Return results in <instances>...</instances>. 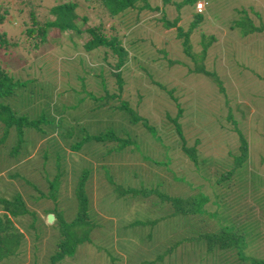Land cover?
I'll use <instances>...</instances> for the list:
<instances>
[{"label": "rangeland", "instance_id": "374dc122", "mask_svg": "<svg viewBox=\"0 0 264 264\" xmlns=\"http://www.w3.org/2000/svg\"><path fill=\"white\" fill-rule=\"evenodd\" d=\"M23 1L25 4H19L21 0H0L9 10L6 20L0 24V34L5 33L9 43L26 38L23 33L26 27L22 22L26 20L30 9L36 13L39 23L43 24L54 19L49 9L65 2L76 4V26L82 33L77 36L70 32L50 30L43 42L29 38L28 42L22 41L16 48L0 46V67L25 82V89L15 90V96L6 100L13 112L16 115L28 114L29 120L42 112L60 121L56 128L53 127L57 131L46 136L24 128L23 137L28 143L25 159L7 163L5 154L0 150V164L3 165L0 167V198L11 200L18 193L35 218L33 221L31 215H24L14 220L15 226L23 234L19 264H48L50 254L55 250L57 231L50 229L46 216L56 208L62 212L65 220H72L75 201L71 198L72 176L69 173L72 166L79 173L88 167V163L92 170L90 187L86 192L89 196V213L96 226L89 235L91 242L78 248L79 259L83 260L74 262L75 259H65L62 264H106L104 249L121 257L117 264H139L143 260H152L155 247L179 234L181 223L165 221L157 224L151 230L149 241L145 239L148 227L128 228L127 224L133 219L154 216L148 215L146 209L140 212L138 203L116 197L113 194L114 186L109 185L101 173L103 167L111 174L114 185L122 188H139L140 183L148 187L163 178L170 185H161L160 188L174 195L185 196L198 190L212 194L213 198L207 205L212 207L215 196L209 190V185L213 179L208 182L201 176L205 173L212 176L218 168L215 162L225 163L230 158L228 153L236 152L235 127L251 138L249 148L252 166L241 173L240 181L232 178L217 191V200L226 206L222 208L224 210H219V214L223 218L229 216L228 221L245 231V256L248 259L264 258V0H197L204 4V13L203 22L191 36L192 48L196 55L201 54L202 48L198 43L200 34L218 39L206 52L203 64L219 77L223 94L219 92L218 84L211 79L188 73L194 64L182 52L175 37V29L161 30L158 21L145 12L140 17L131 14L125 23L123 19L119 20L120 23L118 20H106L103 27L107 29L113 24L119 27L118 36L130 52L121 68L124 92L120 100H109L103 109L97 107L100 104L98 99L106 94H117V86L109 68V63L115 65L117 57L109 48L87 49L83 46L89 38L86 29L94 28L105 20L97 9L98 3L87 0ZM149 1L164 7L167 16L172 19L177 15L176 6L184 0H169L168 5H164L161 0ZM18 9L21 11L18 12ZM250 10L258 12L260 18H252ZM179 14L182 16L179 25L187 31L195 9L184 5ZM247 14L256 27L263 28L261 32L244 35L241 28L231 26L232 23L243 22ZM82 17H86L87 21L84 22ZM104 34L113 35L109 31ZM35 44L37 46L33 47ZM172 89L177 99L175 103H179L182 109L178 122L186 146L195 145L199 152L198 162L210 158L214 162L213 165H203L207 166L204 172L196 171L179 150H166L151 140L144 141V144L147 143L145 147L140 145V153L129 146L119 153L104 155L107 149L99 144L91 142L79 152H72L69 146L74 141L59 138L60 133L71 126L75 137L80 136L76 135L79 133L75 134L78 131L92 135L107 130L122 137L127 128L126 114L112 110V107L125 100L151 127L156 129L157 126L164 145L171 146L165 135L171 134L173 139L176 138L166 121V116L173 119L177 114L176 104L167 93ZM228 111L236 125L229 122ZM44 126L48 124H41L42 129H45ZM2 128L0 124V136ZM106 147L110 149L111 145ZM45 151L48 153L45 170L36 169L30 173L28 163L33 161L37 164L39 158L36 155ZM56 154L63 157L61 163L68 172V183L62 184L60 196L58 194L54 200L45 196L49 193L47 183L55 175L53 166ZM166 155L170 156V164L166 163ZM142 156L150 157L153 162H147ZM172 176L193 182V188L198 190L190 191ZM25 181L30 184L27 185ZM41 194L44 195L42 198ZM32 223H35L34 231L29 227ZM129 255L133 257L128 259ZM199 256L197 248L188 245L167 257V262L240 264L233 253L219 255L216 258L218 262L207 263H199ZM90 258L92 262L87 261ZM0 264L8 262L5 260Z\"/></svg>", "mask_w": 264, "mask_h": 264}, {"label": "trees", "instance_id": "16d2710c", "mask_svg": "<svg viewBox=\"0 0 264 264\" xmlns=\"http://www.w3.org/2000/svg\"><path fill=\"white\" fill-rule=\"evenodd\" d=\"M98 3L97 9L101 11L105 20L97 25L94 28H87L86 33L88 34V41L83 44L87 49L97 48H109L111 52L116 55V63L112 66L109 63V68H111L110 74L115 80L116 92L117 94L104 95L99 98L100 104L98 108L103 109L104 105L109 102V100H115L118 98L120 100L124 92V81L122 80V71L121 68L126 62L128 51L125 46L122 45V41L118 36V28L115 24L109 26V28H104L103 23L106 20H125L135 14L138 17L145 12L154 17L161 25V30L168 31L175 29L176 40L179 41V46L182 49V52L190 58L191 62L194 64V68L188 73L191 74H201L208 79H211L214 83L218 84L219 92L223 94V85L219 77L216 75L214 70L206 69L203 64V58L208 51V49L213 45V43L218 40L216 37L204 36L200 34L199 37V46H201V54L196 55L193 51L191 44V36L200 24L203 22V13H198L196 11L197 0H184L183 3L176 6L177 15L176 17L170 19L164 7L159 6L158 3H150L149 0H87ZM164 5H168L169 0H161ZM19 4H25L23 0ZM189 5L195 9V14L191 20L190 25L188 26L187 31H184L181 25V17L179 11L183 6ZM75 3L65 2L58 4L49 9V13L54 16V19L51 21H46L43 24H40L36 18V13L30 8V12L26 16V20L22 22L24 29L23 33L26 35L25 39L21 38L20 42L16 41L9 43L5 38L6 34H0V46L2 48H8L13 46L16 48L21 45L22 41L28 42L27 39L35 38L40 42L46 40L47 34L50 30H57L59 32H70L79 36L82 31L76 26L77 16L75 14ZM0 24L6 20V16L9 13L7 7L3 6L0 3ZM21 9H18L20 12ZM252 18H260L258 12L250 10ZM136 16V17H137ZM158 17V18H157ZM84 22L87 21L86 17H82ZM243 22L232 23V27L241 28L244 35L254 34L256 32H261L263 28L256 27L252 22V19L245 15ZM120 23V22H119ZM205 25V24H204ZM251 25V27H250ZM112 32L113 35L106 36L105 32ZM37 46L35 44L33 47ZM21 47V46H20ZM124 48V49H123ZM164 55L165 52L161 51ZM106 53V52H105ZM201 57V58H200ZM170 64V63H169ZM25 89V82L20 81L16 76L10 75L6 70H3L0 67V124L3 126L1 136H0V150L5 154L8 162L12 163L17 160L26 158V151L28 148V143L23 137L24 128L31 129L34 133H43V136L57 131L55 129L56 125L60 122L56 120L50 114H42L40 112L38 117H33V120L28 119V114L16 115L13 112L12 106L6 101L7 99L15 96V90ZM23 91V90H22ZM173 91H167L171 100L175 103L177 99L173 96ZM26 101L28 100L25 98ZM177 107L176 116L171 119L169 116H166V121L168 126L175 132L176 138L173 139V135H165V138L168 139L172 144L171 146L166 147L164 145V140L160 137V131L158 127H151L148 122L144 120L143 117L139 116L135 108L131 107L130 103L125 100H121L118 105L112 107V110H119L126 114V126L123 128L126 133L121 137L116 135L112 130H107L105 132H100L97 134H87L86 131H78L76 135L79 137L73 136L72 127H68L66 130L60 133V137L64 140H73V144L69 146V149L72 152H79L82 148L89 143L93 142L99 144L102 148H106L107 152L104 150V155H109L110 152L119 153L126 147L132 146L139 153L141 152L140 145L143 147L147 146V143L144 144V141L151 140V142H156L159 144V147H163L169 151H178L183 154L186 160L195 167V170L198 172H204L207 166L205 164L213 165L214 162L210 158L209 160H203L198 162L199 152L195 148V145L187 147L185 139L182 134V128L179 124V119L181 118L182 109L179 103H175ZM42 110V109H41ZM99 110V109H98ZM229 114V122L233 125H236L235 122H232L231 113ZM142 122V123H141ZM48 124L44 126L45 129H42L41 124ZM163 125V124H162ZM161 125V126H162ZM53 127H55L53 129ZM50 129V132L48 130ZM235 135L237 137L238 147L236 152L233 154L228 153L230 156L229 160L225 163L215 162L218 164V168L212 174V176L205 173L202 179L213 182L209 185V190L214 193L215 199L212 201V207H208L209 200L213 198V195H208L207 193L201 192L198 189L193 188V182L186 181L185 178L181 179L180 177L172 176L176 178V182L180 183L183 186L189 188L190 191L198 192L194 194H189L185 196L174 195L170 191H164L160 188L161 185H170L169 181H165L163 178L158 180V183L155 185L145 186L143 183H140L139 188H122L121 186L114 185L113 178L111 174H108V170L103 167V177L109 185H113L114 195L116 197H122L127 202H136L138 203V209L142 212L145 209V212L154 218L146 217L144 219H133L127 224L128 228H138L148 227V233L145 236L147 241L151 240V230L154 226L161 222L172 221L173 224L178 222L181 223L180 228L181 232L173 236L170 240L165 239L163 243L155 247V256L150 261H140L139 264H168L167 257L172 256L179 248L185 249L188 245H191L194 248H197V251L200 253L199 263L204 261L211 262L215 261L216 258L220 255H226L228 253H233L237 259V262L240 264H264V258H255L252 257L248 259L245 256L247 250L246 244V234L243 229H238L232 224L229 220V216L223 218L219 214V210H224L226 208L224 203L221 200H217L219 194L217 191H220L221 187L227 185L232 178H236L240 181L241 173L247 171V168L252 166L251 164V151L250 140L251 138L245 136L238 128H234ZM171 133V132H170ZM40 134V133H39ZM13 135L15 139L13 138ZM197 144V142H196ZM106 145H111V148H107ZM34 154V153H33ZM37 164L33 161H30V170L32 173L36 169L45 170L47 167L48 153H38ZM147 162H153L150 157L142 156ZM63 157L59 154L55 155L54 166L55 175L53 180L47 183L49 193L45 196L46 198H52L56 200L57 195L59 194L60 187L63 183H68L67 177L68 172L62 168L61 159ZM166 163L172 162L169 155H166ZM35 163V164H34ZM163 162V164H166ZM221 163V164H220ZM220 164V165H219ZM3 165L0 164V167ZM91 165L88 163V167L82 169L79 173L76 172L75 168L72 166L71 173H69L71 178V198L75 201V211L73 212V218L70 222L65 220L62 215V212H59L56 208L52 209L48 214L54 216V222L50 224V229L57 231V237L55 242V250H52L50 254L48 264H62L65 259L74 260L78 262L79 253L78 248L83 245H88L91 240L89 235L92 230L95 228L94 220L89 213V196L86 190L90 187V176H91ZM251 168V167H250ZM221 171H220V170ZM105 172V173H104ZM16 175V174H15ZM13 175V176H15ZM45 177V176H44ZM23 178V177H22ZM27 185L30 183L25 181ZM33 186V185H32ZM255 194V192H253ZM44 195L41 194L40 198ZM60 196V194H59ZM0 263L2 261H7L8 264H19L20 259L18 258L21 251L20 247L23 242V234L19 231L18 227L15 226L14 220L22 217L24 215H31L33 221H35L34 214L30 212L25 203L22 201L20 195L16 193L11 200L0 198ZM224 208V209H222ZM47 214V215H48ZM56 226H53V224ZM32 231H34L35 223L29 226ZM50 239H55V237H49ZM37 239V237H36ZM51 239V240H52ZM105 258L107 260L106 264H117L121 257H117L113 252L109 250H103ZM138 254V253H137ZM36 255V253H35ZM34 255V259L36 258ZM133 257L129 255L128 259ZM36 260V259H35ZM34 260V261H35ZM92 262V258L87 260ZM88 264V263H86ZM132 264V263H131Z\"/></svg>", "mask_w": 264, "mask_h": 264}, {"label": "water", "instance_id": "95a60500", "mask_svg": "<svg viewBox=\"0 0 264 264\" xmlns=\"http://www.w3.org/2000/svg\"><path fill=\"white\" fill-rule=\"evenodd\" d=\"M46 221L48 224H52L54 222V216L52 214H48L46 216Z\"/></svg>", "mask_w": 264, "mask_h": 264}, {"label": "built area", "instance_id": "2783aa9c", "mask_svg": "<svg viewBox=\"0 0 264 264\" xmlns=\"http://www.w3.org/2000/svg\"><path fill=\"white\" fill-rule=\"evenodd\" d=\"M196 10H197L198 13L204 11V5H203V3H197Z\"/></svg>", "mask_w": 264, "mask_h": 264}, {"label": "clouds", "instance_id": "9594fccd", "mask_svg": "<svg viewBox=\"0 0 264 264\" xmlns=\"http://www.w3.org/2000/svg\"><path fill=\"white\" fill-rule=\"evenodd\" d=\"M197 3H202V2H197ZM197 5V4H196ZM204 5V4H203ZM197 11V10H196ZM202 12H204V11H202ZM202 12H200V13H202Z\"/></svg>", "mask_w": 264, "mask_h": 264}]
</instances>
